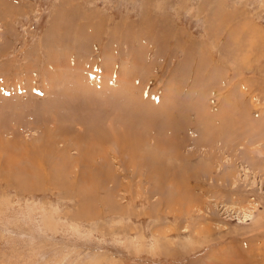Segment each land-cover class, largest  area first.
Wrapping results in <instances>:
<instances>
[{"label":"rangeland","instance_id":"374dc122","mask_svg":"<svg viewBox=\"0 0 264 264\" xmlns=\"http://www.w3.org/2000/svg\"><path fill=\"white\" fill-rule=\"evenodd\" d=\"M0 264H264V0H0Z\"/></svg>","mask_w":264,"mask_h":264},{"label":"crops","instance_id":"0c3cea01","mask_svg":"<svg viewBox=\"0 0 264 264\" xmlns=\"http://www.w3.org/2000/svg\"><path fill=\"white\" fill-rule=\"evenodd\" d=\"M108 74H105V76H107ZM48 81H50L51 80V78H49L48 77V79H47ZM77 80V79H76ZM1 94H3V95H7V93H1Z\"/></svg>","mask_w":264,"mask_h":264}]
</instances>
